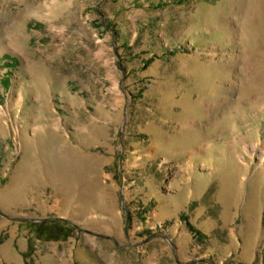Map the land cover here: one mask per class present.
Instances as JSON below:
<instances>
[{
    "label": "rangeland",
    "instance_id": "rangeland-1",
    "mask_svg": "<svg viewBox=\"0 0 264 264\" xmlns=\"http://www.w3.org/2000/svg\"><path fill=\"white\" fill-rule=\"evenodd\" d=\"M0 264H264V0H0Z\"/></svg>",
    "mask_w": 264,
    "mask_h": 264
},
{
    "label": "trees",
    "instance_id": "trees-1",
    "mask_svg": "<svg viewBox=\"0 0 264 264\" xmlns=\"http://www.w3.org/2000/svg\"><path fill=\"white\" fill-rule=\"evenodd\" d=\"M184 217V216H183ZM185 221L187 223V226L189 229L196 235V236H201L200 232L188 221L187 217L185 216Z\"/></svg>",
    "mask_w": 264,
    "mask_h": 264
}]
</instances>
